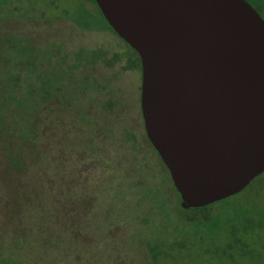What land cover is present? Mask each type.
I'll return each instance as SVG.
<instances>
[{
  "label": "rangeland",
  "instance_id": "obj_1",
  "mask_svg": "<svg viewBox=\"0 0 264 264\" xmlns=\"http://www.w3.org/2000/svg\"><path fill=\"white\" fill-rule=\"evenodd\" d=\"M76 1L0 0V253L25 252L36 264L48 256L41 241L57 228L54 232L77 247L70 264H153L149 237L172 239L203 226L180 209L169 171L148 140L142 71L126 68L127 44L110 30L79 28L65 11ZM252 3L264 18V0ZM12 38L30 53L11 48ZM83 49H102L105 60L80 64L70 77L92 76L98 85L79 90L75 79L72 85L81 92L76 98L67 95L65 85L54 91L56 62L63 70L78 65ZM116 54L119 60L107 63ZM89 118L96 119L93 130ZM261 181L264 173L244 194L225 202L229 209L218 204L212 212L223 220L232 208H263L264 185L249 192ZM211 231L217 227L211 225ZM239 238L228 229L220 243L205 241L201 249L207 252L197 259L183 250L163 264H264V229L236 244ZM229 242L237 251L232 260L225 248Z\"/></svg>",
  "mask_w": 264,
  "mask_h": 264
},
{
  "label": "water",
  "instance_id": "obj_2",
  "mask_svg": "<svg viewBox=\"0 0 264 264\" xmlns=\"http://www.w3.org/2000/svg\"><path fill=\"white\" fill-rule=\"evenodd\" d=\"M141 59L147 137L184 209L264 173V18L247 0H95Z\"/></svg>",
  "mask_w": 264,
  "mask_h": 264
},
{
  "label": "trees",
  "instance_id": "obj_3",
  "mask_svg": "<svg viewBox=\"0 0 264 264\" xmlns=\"http://www.w3.org/2000/svg\"><path fill=\"white\" fill-rule=\"evenodd\" d=\"M94 5V9L90 10L86 7L84 2L82 0H77L75 7L68 6L65 11L67 16L76 23V25L86 31H112L116 36L118 34L113 30V28L110 26L106 18L104 17L102 11L100 10L98 4L96 3L95 0H88ZM251 5H253L258 11L259 8L255 6L252 3V0H247ZM16 7V6H15ZM19 10L20 8H15L12 11ZM260 12V11H259ZM123 42H125L120 36H118ZM11 48H16L19 47L21 51H26L27 53H30V47H25V46H20L15 39H11ZM126 43V42H125ZM127 44V43H126ZM128 50L124 53L125 57L128 60L126 68L128 69H140L142 71V66H141V59L139 54L135 49H133L129 44H127ZM105 51L102 49H83L79 54H77V60L79 63L78 65L76 63L71 64L70 66H67L64 70L62 65L59 64V61L56 62V67L57 70L55 71L57 74V79L59 78V83L54 84L53 90L56 91L60 89L61 85L67 88V95L72 97H77L79 94H81L80 91L75 90L72 84H75L74 80L75 79H80L76 80V87L80 90L81 88H87L89 85H91L93 82L97 84V80L88 75H84L83 78H74L70 77V71L73 70L74 68L77 69V67L80 64H97L98 61H104ZM121 56L119 54H116L113 59H110L109 63L110 65L114 64L119 60ZM63 77H69V81L64 84ZM68 80V79H67ZM54 82V80H52ZM56 85V86H55ZM98 85V84H97ZM46 88L48 89V84H45ZM85 86V87H84ZM90 87V86H89ZM46 89V90H47ZM97 89V86H96ZM45 90V91H46ZM26 99L27 101L29 100V96ZM70 98V99H71ZM93 105V104H92ZM90 107V106H88ZM90 115V112H86V116L83 113V116L85 117L82 120H86L88 118L87 116ZM91 119V128L92 130L94 129L95 121L96 119L94 118H89ZM95 120V121H93ZM149 140V139H148ZM150 142V141H149ZM151 143V142H150ZM152 145V144H151ZM160 157V156H159ZM162 160V159H161ZM163 162V161H162ZM164 164V162H163ZM165 165V164H164ZM167 168V166L165 165ZM168 170V168H167ZM169 171V170H168ZM170 174V172H169ZM171 177V175H170ZM260 177V176H258ZM172 179V178H171ZM263 181V179H262ZM260 182L253 188L254 186L251 187L249 192H253L256 188H261L263 182ZM20 186V185H19ZM175 187V186H174ZM248 190V189H247ZM246 191L243 190L242 192L236 194L235 196H231L227 199H224L222 201L216 202L214 204L201 207V208H191V209H184L181 206V197L177 189L175 188V192L179 197L180 200V209L183 212H188L191 213L192 217L190 221H193L195 223L200 224L203 226L200 229L194 230V231H185L183 232L180 237L173 236L172 239L170 238H165L163 236L159 235H152V237L148 238L147 241V251L150 254L153 264H163V262L166 260L169 261L177 256V253H180L181 251L185 250L189 256L194 259H197L199 256L204 255L207 252V249L202 250L201 247L203 244H205V241L212 240L215 244L220 243L219 238L221 237V233L227 231L228 229L231 230V233L234 235L237 234L240 238L236 241L237 243H240L242 240L250 241L252 239V234H254L255 230L258 229L262 231L264 229V207L263 208H247L246 210H241L240 208H232L233 210L230 214H228L225 218L222 217L223 220H220V214H216V212H212V209L215 205H224L222 208H227L229 209L230 206L228 207L225 205V202L228 203L229 199L232 197L240 196L244 194ZM24 192V191H21ZM31 199L30 197H28ZM24 196L21 199V203L19 204V209H21L24 206ZM54 217H57V214L54 215ZM56 219V218H55ZM211 225L214 227H217V231L213 233H209L211 231ZM56 228V227H55ZM54 231H59V229H54ZM52 233L51 237L49 239L45 238L44 240L41 241L45 243L47 246L48 250V256H45V258H38V262L36 264H59L62 260L66 261L65 264H70V261L68 259L73 255L75 256V253L77 250V247L74 243V240L71 239L69 236L60 234L58 232ZM192 232V235L197 237L198 239L196 241H190L188 240L189 236L188 235ZM212 232V231H211ZM209 233V234H208ZM48 232L42 236H47ZM189 243V244H188ZM44 245V247H45ZM188 247H187V246ZM190 246V247H189ZM196 246V247H195ZM225 246V245H224ZM232 246L230 242L225 246V248L229 251H232ZM191 252H196L198 254H193ZM201 252V253H199ZM237 251H235L236 253ZM239 252V251H238ZM2 253V252H1ZM0 253V264H34L31 263V260H27V256L25 255V252H18L20 254L12 253V252H5L1 255ZM8 253V254H7ZM233 251L230 254V257L228 259L232 260L234 259L237 255ZM201 254V255H200ZM216 256H219L220 254H215ZM245 257V256H243ZM249 259V258H245ZM234 261V260H233ZM73 263V262H72ZM239 263V262H237ZM64 264V263H63ZM206 264V263H205Z\"/></svg>",
  "mask_w": 264,
  "mask_h": 264
}]
</instances>
